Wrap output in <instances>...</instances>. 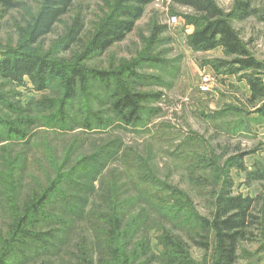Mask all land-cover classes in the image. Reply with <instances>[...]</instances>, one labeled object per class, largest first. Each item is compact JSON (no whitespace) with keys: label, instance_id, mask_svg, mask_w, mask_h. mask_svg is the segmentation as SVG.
<instances>
[{"label":"trees","instance_id":"trees-1","mask_svg":"<svg viewBox=\"0 0 264 264\" xmlns=\"http://www.w3.org/2000/svg\"><path fill=\"white\" fill-rule=\"evenodd\" d=\"M76 1L39 0L21 40L27 46L39 44L53 32ZM103 1L108 10L102 13L89 42L81 38L85 21L79 15L66 32L52 42L47 52L22 49L15 53L9 51L0 59V78L6 82L22 83L24 77H28L38 91H43L51 81L60 80L63 97L57 103L45 98L29 102V106L39 111L58 108L50 117L53 120L65 117L68 106L78 102L79 91L87 90L92 82L94 85L100 83L101 90L110 99L107 110L110 116L105 119L99 111L88 109L92 100L82 101L80 110L83 109L86 115L80 127L87 132L104 131L111 126L142 127L148 113L157 110L148 109L143 103L157 100L162 95L135 87L140 86L139 78H146L138 74V64L165 63L160 57L161 52L152 56L153 50L148 46L140 60L129 66L121 64L119 70L114 67L90 68L82 64L125 40L136 28L146 6L154 0H114L112 4L109 0ZM260 1L261 5L254 7L252 0H234L233 10L228 13L215 0H172L192 8L195 13L187 16L196 26L188 36L190 47L199 51L222 48L226 55L233 57L232 63L239 65L232 73L240 69L255 72V77H248L252 103L264 97V62L251 54L232 19L254 15L264 20V0ZM21 5L20 0H0L1 11L6 13ZM166 28L164 24H154L149 43L153 45ZM77 44L83 49L79 55L71 59L55 58ZM74 59L75 62L69 63ZM2 98L4 94L0 93ZM12 107L17 112L26 111L23 107ZM257 111L264 119V103ZM19 120L22 126L0 113V127L7 131L5 140H10L0 145V160H3L0 185L7 201L9 219L8 228L0 231V264H196L188 242L208 250L212 231L215 239L212 264H241L239 249L242 242L256 240V229L264 237V191L256 196L234 194L229 168L219 165L220 156L203 141L199 147L202 151L197 150L194 160L205 165L189 169V177L201 188L204 184L195 179L197 169H208L215 176L218 172L221 175L223 185L218 193L214 191L217 196L213 198L211 216L195 211L193 201L183 199L186 193L167 182L153 180L156 178L152 177L147 160L141 156H134L138 167L130 165L123 168V172L111 168L108 175L102 177L113 162L119 160L122 163L134 155L123 147L120 139L107 142L89 156L75 153L76 141L60 156L47 152L44 158L51 168L47 170L45 183L32 176L35 185L26 193L28 187L24 189L23 180L28 166L25 158L13 152L11 147L27 146L36 133L25 128V125L33 124V118L22 116ZM239 124V127L238 124L234 126L235 131L244 127L242 120ZM243 158V153L229 156L228 166L245 170L240 162ZM117 172L124 175L123 180ZM144 175H148L149 180ZM199 177L205 180L206 176ZM246 182H260L264 186V161L246 171ZM155 187L158 192L154 191ZM21 190L26 195L19 201ZM129 191L136 194H125ZM176 229L181 234L175 232ZM152 231L156 233L154 237ZM153 239L157 240V250L153 248Z\"/></svg>","mask_w":264,"mask_h":264},{"label":"rangeland","instance_id":"rangeland-1","mask_svg":"<svg viewBox=\"0 0 264 264\" xmlns=\"http://www.w3.org/2000/svg\"><path fill=\"white\" fill-rule=\"evenodd\" d=\"M20 1L22 5L19 8L7 13L1 11L0 6V59L9 51L15 53L22 49L29 52H47L51 49L52 42L61 37L79 15L85 21L81 38L84 42H89L102 13L108 10L103 0H77L70 12L56 24L51 34L39 44L27 46L21 40L23 31L28 26L30 14L36 11L39 0ZM113 1L109 0L110 3ZM215 2L226 12H232L234 0H215ZM252 5L259 7L261 1L252 0ZM103 7L105 8L102 9ZM194 14L192 8L173 3L172 0H154L146 6L144 15L136 23V28L125 40L113 45L104 54H97L82 63L90 68L114 67L119 70L121 64L129 66L135 60H140L146 46L152 48V56L156 55V52H161L160 57L165 60V63L159 65L142 63V66L138 64V74L146 78H139L140 86L136 85V89L162 93L159 99L143 103L148 109L157 110L155 113H148L145 117V125L142 127L111 126L104 131L88 132L80 127L86 115L83 109L80 110L82 101L87 103L86 100H92L90 106L87 105L88 109L99 111L100 116L105 119L110 116L107 111L110 99L101 90L103 87L100 83H95V86L92 82L87 90L79 91L78 102L74 101L68 106L65 117L63 119L57 117L53 120L50 117L58 108H45L39 111L29 106V102L45 98L55 100L57 103L63 97V86L60 80H53L48 88L38 91L28 77H24L22 83H10L0 78V93L4 94V98L0 99V113L9 116L10 120H17L18 126H22L19 120L22 116L34 120L33 124L25 125L32 134L36 133L30 144L25 147L22 145L11 147L13 152L16 151L25 158L28 166L23 180L24 189L28 187L26 193L31 186L35 185L33 177L45 183V175L51 168L44 158L47 152L60 156L67 146L76 141L75 153L89 156L91 152L115 139H120L123 147L134 153L133 157L137 155L147 160L153 173L152 177L156 178L153 180L167 182L177 190L186 193L183 199L192 200L193 209L204 216H211L213 213V198L217 196V194L214 195V191L217 190L218 193L221 190L223 179L219 172L215 176L208 169H197L194 173L196 182L204 185L199 188L190 181L189 169L205 165L199 160H194L197 150L202 146V141L206 142L209 148L214 149L210 151L213 150L220 156L219 165L229 168L234 194L256 196L264 191L262 183L248 184L246 182V171L251 170L255 163L264 161V119L257 111L263 105L264 97L252 103L250 100L252 90L248 83V77H255V72L252 69H240L232 73V70L239 65H234L233 57L226 55L222 48L199 51L190 47L188 36L194 32L196 26L187 19V16H194ZM173 15L179 19L176 26L169 23ZM232 22L251 54L264 62V20L258 16L248 15L233 18ZM154 24H164L167 28L151 45L149 39ZM82 50L77 44L68 52L58 53L55 58L71 59L79 55ZM73 62L75 59L69 63ZM202 72L215 75L216 81L212 92L200 91ZM123 79L125 80V77ZM12 105L21 109L23 107L26 111L17 112ZM241 120L244 127L235 131L234 126L238 124L239 127ZM0 131L2 133L0 145L10 142L5 140L7 139L6 129L0 127ZM237 153H243L244 158L240 162L245 170L235 165L228 166L230 161L227 158ZM133 157H128L122 163L119 160L113 162L102 177L108 175L111 168L123 172L122 169L127 166L138 167ZM2 164L3 160H0V168ZM121 172H117V176L122 177L123 180L124 175L122 176ZM199 175L206 176L205 180ZM144 176L149 180L148 175ZM154 191L158 192L156 187ZM131 192L135 193L129 191L125 194ZM26 193L24 194V190H21V197L18 200L21 201ZM7 215V201L0 185V231L8 228ZM175 232L181 234L177 229ZM255 232L256 240L244 241L240 245L239 262L241 264H264V237L258 229ZM155 234L154 231L151 232L153 237ZM209 236L208 250L200 248L194 242H188L196 264H212L214 261V232L212 231ZM153 248L154 250L159 248L156 239H153Z\"/></svg>","mask_w":264,"mask_h":264},{"label":"built area","instance_id":"built-area-1","mask_svg":"<svg viewBox=\"0 0 264 264\" xmlns=\"http://www.w3.org/2000/svg\"><path fill=\"white\" fill-rule=\"evenodd\" d=\"M169 23L172 26H176L179 23V19L176 15H173L169 19ZM216 77L210 72H202L200 80V91L203 93H209L213 90V85L215 84Z\"/></svg>","mask_w":264,"mask_h":264},{"label":"bare ground","instance_id":"bare-ground-1","mask_svg":"<svg viewBox=\"0 0 264 264\" xmlns=\"http://www.w3.org/2000/svg\"><path fill=\"white\" fill-rule=\"evenodd\" d=\"M213 74V73H212ZM214 75V74H213ZM215 76V75H214Z\"/></svg>","mask_w":264,"mask_h":264}]
</instances>
